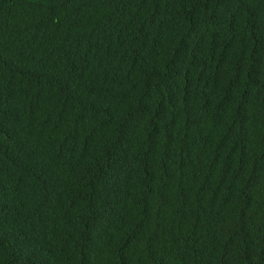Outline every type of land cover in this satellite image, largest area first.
Listing matches in <instances>:
<instances>
[{
  "label": "trees",
  "instance_id": "obj_1",
  "mask_svg": "<svg viewBox=\"0 0 264 264\" xmlns=\"http://www.w3.org/2000/svg\"><path fill=\"white\" fill-rule=\"evenodd\" d=\"M0 264H264V0H0Z\"/></svg>",
  "mask_w": 264,
  "mask_h": 264
}]
</instances>
